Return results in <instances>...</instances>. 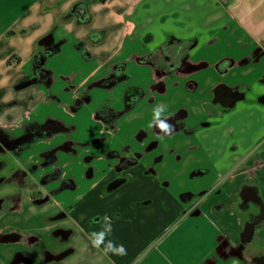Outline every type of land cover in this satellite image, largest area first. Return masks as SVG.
<instances>
[{"label":"crops","instance_id":"0c3cea01","mask_svg":"<svg viewBox=\"0 0 264 264\" xmlns=\"http://www.w3.org/2000/svg\"><path fill=\"white\" fill-rule=\"evenodd\" d=\"M80 1L0 0V187H19L12 175L31 165L37 178L60 171L49 186L74 184L42 202L22 196L17 208L6 203L17 190L0 197V264H264V0H86L85 23L71 11ZM47 35L62 43L44 63L49 80L15 88ZM169 38L193 41L166 48L181 51L171 72L139 61ZM117 64L130 79L95 86ZM129 90L141 94L124 110ZM95 98L89 120L100 132L111 131L95 117L103 106L122 112L112 130L129 114L133 125L104 148L102 164L85 151L82 192L60 163L81 146L75 123L37 106L58 103L74 118ZM158 105L175 129L163 139L148 127ZM47 120L71 132L16 154L5 144ZM65 142L71 149L60 151ZM50 150L54 160L43 165ZM105 216L104 243L123 245V254L105 255L88 239Z\"/></svg>","mask_w":264,"mask_h":264},{"label":"trees","instance_id":"16d2710c","mask_svg":"<svg viewBox=\"0 0 264 264\" xmlns=\"http://www.w3.org/2000/svg\"><path fill=\"white\" fill-rule=\"evenodd\" d=\"M100 3H105L107 0H97ZM87 1L83 0L79 3L75 4L72 8V13L76 14L77 19L81 23H85L89 20V15L86 10ZM178 45H187L190 47L193 44V41H184L179 42L175 41L171 38L167 39V41L159 46L154 52L149 55L139 59L141 63H149L151 64L158 72L166 74L171 72V63L170 59H179L180 58V49H176L173 53L171 51H167V47L173 46L174 44ZM61 42L53 39L51 35H47L43 37L39 41L40 49L32 61V74L25 80L17 83L15 88H22L30 83L34 82H46L49 80V74L44 69L45 61L57 54L61 47ZM187 47V48H188ZM13 58V57H12ZM11 58V59H12ZM10 59V60H11ZM130 79V75L125 72V68L123 64H117L103 79L99 80L95 86L102 88H109L114 86L115 84L125 82ZM140 92L137 90H129L124 95L125 107L124 110L131 108L134 103L140 97ZM122 112L115 111L109 107L103 106L99 108L95 112V117L100 120L108 129L112 130L114 122L120 117ZM70 131L69 127L64 126L62 123L53 120H47L42 123H32L24 129L22 136L18 138H6L5 144L10 147L14 154L18 153L21 150L28 148L33 142L38 139L47 138L55 133H66ZM1 138V136H0ZM54 155L53 153H47L44 155L43 164H49L53 162ZM125 164H121L117 166V168H125L128 167L132 161L126 160ZM17 173H14L12 177H16ZM59 176V172L55 171L48 175H46L41 182H47ZM121 183L120 180L112 181L108 185V189L112 190L116 188ZM74 184L69 180H64L60 184L57 192L64 189H73Z\"/></svg>","mask_w":264,"mask_h":264},{"label":"rangeland","instance_id":"374dc122","mask_svg":"<svg viewBox=\"0 0 264 264\" xmlns=\"http://www.w3.org/2000/svg\"><path fill=\"white\" fill-rule=\"evenodd\" d=\"M96 99L97 98H95V100H93L92 102L90 101L89 103L85 104L82 109L80 108L81 110L75 115L74 118L66 116L68 112L65 110V108L60 107L58 103H54L51 101L49 102L48 100H45L37 106V110H40L43 113L62 116L65 117L67 120L73 121L75 123L77 129L75 130V132H73L71 138L74 139V141H76L77 144L81 146H75L72 151L63 153L64 156L61 155L60 163L67 173H73L74 178L77 179L79 183V188L82 192L86 190L89 183L88 179L83 177V168L85 166L83 157L85 155V151L91 149L94 152V156L96 157L93 162L96 161L97 163L102 164V151L104 150V148L120 145V143L123 142V139L125 137L122 136V131L130 130L133 125L131 114H129L119 124L120 126L118 130H111L109 134L108 132H100L99 127H94V123L89 120V112L95 107ZM62 139H64V137ZM82 144H84V146ZM64 149H71V142L62 143L60 146V151H64ZM54 152L56 151L50 150L47 153H53V155L55 156ZM108 157H115V154L109 153ZM36 169V166L31 165L26 169H23V171L17 170L15 172L17 173L16 177H12L11 179L12 181L18 183L20 185L19 187L10 182H6L0 187V197L13 194L17 190L15 196L11 197L12 202H6L7 204L11 205L10 207L14 205V207L17 208L18 205L16 204L18 203L19 199L25 195L31 197V199H33L35 202H42L44 200L52 198L53 194L56 193L57 188H54L47 184L50 180L47 182H41V180L46 176V174L37 178V175L35 173ZM56 171L60 173L59 170ZM41 172L42 171H39V173Z\"/></svg>","mask_w":264,"mask_h":264},{"label":"clouds","instance_id":"9594fccd","mask_svg":"<svg viewBox=\"0 0 264 264\" xmlns=\"http://www.w3.org/2000/svg\"><path fill=\"white\" fill-rule=\"evenodd\" d=\"M165 111H166L165 105L156 106L153 110V119L148 124L149 128H155L161 134V135H158V139H163L167 136H170L175 131L174 126L169 124L167 119L162 118L163 113ZM103 219L105 221L103 225V230L98 233L97 232L90 233L88 235L89 241L94 247L98 249H100L101 246L103 245L102 251L105 255H108L110 253L111 254H123L124 253L123 245L117 246L112 241H108L106 244L104 243L106 236L110 234L112 231V225H111V220L108 216H105Z\"/></svg>","mask_w":264,"mask_h":264}]
</instances>
